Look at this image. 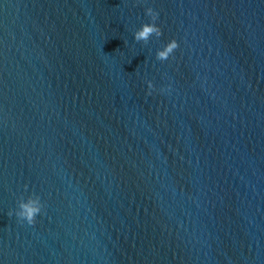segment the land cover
<instances>
[{
  "label": "water",
  "instance_id": "1",
  "mask_svg": "<svg viewBox=\"0 0 264 264\" xmlns=\"http://www.w3.org/2000/svg\"><path fill=\"white\" fill-rule=\"evenodd\" d=\"M0 264H264V0H0Z\"/></svg>",
  "mask_w": 264,
  "mask_h": 264
},
{
  "label": "clouds",
  "instance_id": "2",
  "mask_svg": "<svg viewBox=\"0 0 264 264\" xmlns=\"http://www.w3.org/2000/svg\"><path fill=\"white\" fill-rule=\"evenodd\" d=\"M145 14L150 17L151 22L144 23L138 30L135 31L134 39L137 42L143 41L144 43H147L153 35L156 37H160L162 35L161 28L156 24L159 13L149 7L146 9ZM178 47V42L175 39L170 40L162 50L157 51L156 59L160 61L167 60ZM147 87L149 89L148 94L151 95V90L154 88L153 83L148 81ZM42 207L43 205L39 196H29L27 200L21 198L18 202V210L15 212V215L19 220L32 225L35 223L36 217L41 213ZM9 215H12V213L9 212Z\"/></svg>",
  "mask_w": 264,
  "mask_h": 264
}]
</instances>
